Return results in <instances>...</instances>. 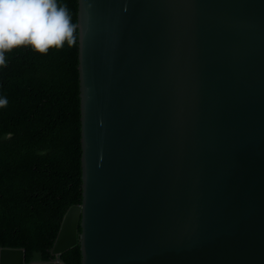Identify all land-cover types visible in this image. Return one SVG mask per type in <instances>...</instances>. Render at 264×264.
Here are the masks:
<instances>
[{"label": "water", "instance_id": "95a60500", "mask_svg": "<svg viewBox=\"0 0 264 264\" xmlns=\"http://www.w3.org/2000/svg\"><path fill=\"white\" fill-rule=\"evenodd\" d=\"M78 5L83 201L28 264H264V0Z\"/></svg>", "mask_w": 264, "mask_h": 264}, {"label": "trees", "instance_id": "16d2710c", "mask_svg": "<svg viewBox=\"0 0 264 264\" xmlns=\"http://www.w3.org/2000/svg\"><path fill=\"white\" fill-rule=\"evenodd\" d=\"M58 3L77 25L78 0ZM76 35L74 46L46 55L18 47L0 67V97L8 99L0 108V248L25 249V263L55 257L63 220L83 201L78 28ZM60 258L81 264L79 244Z\"/></svg>", "mask_w": 264, "mask_h": 264}, {"label": "clouds", "instance_id": "9594fccd", "mask_svg": "<svg viewBox=\"0 0 264 264\" xmlns=\"http://www.w3.org/2000/svg\"><path fill=\"white\" fill-rule=\"evenodd\" d=\"M76 33L77 25L72 23L67 5L58 0H0V67L7 66L8 52L21 46L41 55L65 44L74 46ZM7 105L8 99L0 97V108Z\"/></svg>", "mask_w": 264, "mask_h": 264}, {"label": "bare ground", "instance_id": "6f19581e", "mask_svg": "<svg viewBox=\"0 0 264 264\" xmlns=\"http://www.w3.org/2000/svg\"><path fill=\"white\" fill-rule=\"evenodd\" d=\"M70 242H71V239H67V240H65L64 243H70Z\"/></svg>", "mask_w": 264, "mask_h": 264}]
</instances>
